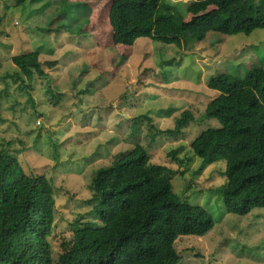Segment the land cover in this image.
I'll return each instance as SVG.
<instances>
[{
    "label": "rangeland",
    "instance_id": "374dc122",
    "mask_svg": "<svg viewBox=\"0 0 264 264\" xmlns=\"http://www.w3.org/2000/svg\"><path fill=\"white\" fill-rule=\"evenodd\" d=\"M169 1L185 20L213 8L211 0L187 7L184 0ZM114 3L32 0L15 7L14 0H0V154L15 157L29 176L51 181L56 195L53 251H61L80 217L83 222L96 219L89 187L94 172L141 144L148 148L149 168L165 167L168 171L159 176L172 181L176 195L214 219L207 236L177 240L181 264H264V210L244 217L229 214L223 196L215 192L225 185L226 164L200 169L201 161L191 159L193 142L218 127L202 121L218 96L209 83L219 73L238 76L264 67V30L250 36L210 34L190 50L144 38L121 46L111 22ZM67 21L74 31H83L70 32ZM29 52L40 55L52 76L50 84L37 79L30 91L24 89L26 80L15 81L13 62ZM186 111L194 120L181 134H169ZM139 116L153 117L155 134L161 133L152 145L148 120L133 133Z\"/></svg>",
    "mask_w": 264,
    "mask_h": 264
},
{
    "label": "trees",
    "instance_id": "16d2710c",
    "mask_svg": "<svg viewBox=\"0 0 264 264\" xmlns=\"http://www.w3.org/2000/svg\"><path fill=\"white\" fill-rule=\"evenodd\" d=\"M30 1L14 0V6ZM196 1L184 0L185 6ZM211 1L213 8L185 20L177 7L170 9L174 3L169 0H115L111 22L116 41L133 46L144 38L190 50L210 34L250 36L264 30V0ZM66 24L75 35L83 31H74L69 21ZM13 62L18 69L15 81L26 80L25 90L35 88L37 79H48L50 84L52 76L44 71L38 53L18 55ZM209 89L218 96L207 106L202 121H215L218 127L193 142L191 159L201 161L200 169L226 164L225 185L215 192L223 196L229 214L244 217L264 210V67L238 76L219 73ZM143 119L150 124L152 145L161 135L155 134L153 117L135 118L133 133H139ZM193 120L192 112H183L169 134H181ZM170 156L184 164L177 153ZM149 165L148 148L137 144L110 166L97 169L89 186L96 219L83 222L80 217L56 254L50 243L56 218L51 181L29 176L15 157L0 154V264H181L177 240L207 236L214 219L176 195L172 181L159 176L168 171L165 167Z\"/></svg>",
    "mask_w": 264,
    "mask_h": 264
}]
</instances>
